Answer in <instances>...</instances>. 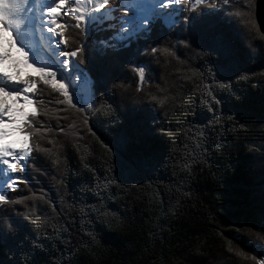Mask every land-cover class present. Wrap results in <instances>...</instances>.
Wrapping results in <instances>:
<instances>
[{"label": "trees", "instance_id": "1", "mask_svg": "<svg viewBox=\"0 0 264 264\" xmlns=\"http://www.w3.org/2000/svg\"><path fill=\"white\" fill-rule=\"evenodd\" d=\"M240 2L255 22L256 0ZM220 28L232 53V70L254 73L247 80L233 79L235 92L243 95L213 84L217 56L178 43L177 37L187 36L181 25L161 41L176 58L159 53L140 57L151 61L153 69L152 83L141 91H136L135 73L126 63L114 68L125 78L109 85L112 109L106 111L97 93L98 110L88 117V126L71 109L54 111L66 106L48 104L54 94L38 84L45 112L36 119L59 124L67 134L45 133L38 143L55 155L34 147V161L26 170L29 180L16 181L15 190H6L13 200L28 198L4 205L8 216L0 212L4 264H257L254 253L237 242L250 238L264 244V233L249 227L252 214L261 210L264 180V75L261 62L249 54L254 44L264 50V40L257 26L239 17L223 19ZM129 55L125 50L120 59ZM209 91L235 105L247 102L246 114L241 119L209 103ZM152 95L168 98L158 106ZM125 128L129 134L134 128L146 131L151 151L143 171L121 180L115 157L96 137L112 141ZM113 179L117 182L109 183Z\"/></svg>", "mask_w": 264, "mask_h": 264}, {"label": "snow or ice", "instance_id": "2", "mask_svg": "<svg viewBox=\"0 0 264 264\" xmlns=\"http://www.w3.org/2000/svg\"><path fill=\"white\" fill-rule=\"evenodd\" d=\"M234 17L256 27L247 6L242 5L240 0H0V212L8 216L4 205L21 203L28 198L21 196L13 200L8 197L5 188L15 190L16 181L29 180L26 170L34 161L33 148L55 155L51 148L41 147L38 143L46 138L45 133H65V128L59 124L46 125L45 121L36 119L45 112V100L38 84L54 94L48 99V104L54 102L66 106L54 111L71 109L79 113L84 125L88 126V117L98 110L95 103L97 93L106 111L112 109L114 101L110 99L109 85L116 86L117 81L122 82L125 78L124 73H117L114 68L126 63L135 73L136 91H141L144 84L152 83L149 73L153 69L151 61L140 57L155 58L159 53L176 58L175 52L161 41L172 34L173 28L181 25L187 36L184 39L177 37L178 43H183L185 47L203 48L217 56L213 84L235 95H243L235 92L232 81L247 80L254 73L242 74L232 70V53L220 28V21ZM72 32L83 39L76 40L73 35L66 34ZM260 39L264 40V35ZM73 43L75 47H71ZM253 49L249 59L261 62L260 75H264V50L260 44H254ZM125 50L131 55L127 60H121L120 54ZM13 52L20 60L12 63L13 71L9 72L4 65L12 61ZM85 63L86 67L83 66ZM20 64L33 68L37 76L22 79ZM82 84L88 86L86 91L82 90ZM207 95L212 97L209 103L222 105L225 112L238 118L242 119L248 110L247 102L235 105L227 97L217 98L211 91ZM167 98L150 97L158 106L163 105ZM260 108L261 122H264V97L261 98ZM208 111L214 113L212 107H208ZM213 119H216L215 113ZM72 127L68 125V128ZM13 131L20 133L23 139L10 141L8 137ZM88 131L96 136L91 127ZM147 136L148 133L139 128H134L131 134L125 128L112 141L105 142L96 137L101 147L115 157L117 176L121 180L144 170L146 156L151 151L145 142ZM54 139H48V144L52 145ZM132 145L138 147L133 148ZM261 159L264 160V157ZM17 170L20 175H15ZM116 182L115 179L109 181ZM260 201L261 210L252 214L249 227L264 233V180ZM2 233L0 229V235ZM237 243L253 252V259L264 258V244L250 238ZM229 251L232 249L229 248ZM236 254L247 258L246 252L237 250ZM69 255H72L71 251ZM0 264L4 261L0 260ZM37 264L40 262L37 261Z\"/></svg>", "mask_w": 264, "mask_h": 264}, {"label": "rangeland", "instance_id": "3", "mask_svg": "<svg viewBox=\"0 0 264 264\" xmlns=\"http://www.w3.org/2000/svg\"><path fill=\"white\" fill-rule=\"evenodd\" d=\"M18 60H20V57L18 56V54L13 52L12 61H8L4 65L6 70L9 71V72L13 71L11 65H12V63L14 61H18ZM19 74H20L22 79L24 78L25 75H29V76H33V77L37 76V73L33 70V68L27 67V66H25L23 64H20V66H19ZM87 87H88L87 85H83V84L81 85L82 90L86 91ZM29 111H30V108H29ZM8 138H9L10 141H21L23 139L22 135L20 133L15 132V131H13ZM18 173L19 172L17 170L15 175H18ZM258 262H259V264H264V258L257 257V264H258Z\"/></svg>", "mask_w": 264, "mask_h": 264}, {"label": "water", "instance_id": "4", "mask_svg": "<svg viewBox=\"0 0 264 264\" xmlns=\"http://www.w3.org/2000/svg\"><path fill=\"white\" fill-rule=\"evenodd\" d=\"M254 19L259 33L264 35V0H256L254 5Z\"/></svg>", "mask_w": 264, "mask_h": 264}, {"label": "bare ground", "instance_id": "5", "mask_svg": "<svg viewBox=\"0 0 264 264\" xmlns=\"http://www.w3.org/2000/svg\"><path fill=\"white\" fill-rule=\"evenodd\" d=\"M46 46V45H45Z\"/></svg>", "mask_w": 264, "mask_h": 264}]
</instances>
